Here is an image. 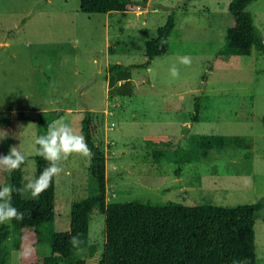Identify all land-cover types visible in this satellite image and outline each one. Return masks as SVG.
Segmentation results:
<instances>
[{
	"label": "rangeland",
	"instance_id": "rangeland-1",
	"mask_svg": "<svg viewBox=\"0 0 264 264\" xmlns=\"http://www.w3.org/2000/svg\"><path fill=\"white\" fill-rule=\"evenodd\" d=\"M230 1L145 0L134 11L85 15L79 0H0V137L7 154L15 147L25 156L23 199H37L25 188L35 179L37 119L61 110L57 121L80 134L89 111L94 143L106 158L107 204L231 209L262 200L254 232L257 264H264V56L255 50L246 57L188 54L190 44L223 41L232 25ZM246 11L264 38V0ZM171 12V52L147 69H132L128 79H104L113 65L145 63L144 43ZM197 99L201 110L193 124ZM155 136L172 142L156 145L149 139ZM201 136H237L245 148L203 151L199 162L187 164L153 156L160 149H192ZM89 163L79 153L57 162L55 218L46 227L52 233L68 230L72 202L97 195ZM4 224L8 239L0 264H20L18 233L12 222ZM47 229L39 255L49 251ZM103 243L104 215L94 209L80 259L97 264Z\"/></svg>",
	"mask_w": 264,
	"mask_h": 264
},
{
	"label": "trees",
	"instance_id": "trees-1",
	"mask_svg": "<svg viewBox=\"0 0 264 264\" xmlns=\"http://www.w3.org/2000/svg\"><path fill=\"white\" fill-rule=\"evenodd\" d=\"M255 1L231 0L228 12L232 25L223 41L190 44L188 54L246 57L255 50L264 56V38L246 11ZM144 5L145 0H79V10L85 15L125 13ZM175 23L176 14L171 12L163 26L157 29L156 37L144 43L145 63L128 67L113 65L105 72L104 79L115 82L128 79L132 69H147L154 58L168 55L171 52L169 38ZM206 76L204 74L202 79L206 80ZM200 110V99H197L191 117L193 124L198 123ZM61 113V110L50 111L38 118L40 129L37 136L45 134L48 124L57 121ZM95 133L93 116L85 111L80 134L91 150L89 173L97 183L98 193L92 198L71 203L69 228L64 232L52 233L46 228L53 225L55 218V176L48 187L37 195V199L28 201L22 197V164L10 174L0 165V187L8 185L14 189L11 203L24 213L22 219L11 221L19 237L20 264H87L80 259L79 252L87 245L89 219L94 209L104 215V243L97 264H257L254 225L262 200L231 209L215 205H152L137 200L107 204L106 158L94 143ZM149 139L156 145L172 142V139L164 136ZM242 148H245L244 140L237 136H201L192 149H177L168 153L160 149L155 150L153 156L187 164L199 162L203 151ZM0 155H7L1 137ZM34 160L36 179L49 162L37 153ZM45 228L49 251L39 255ZM72 237L78 238L77 244L71 242ZM7 239L8 227L0 223V254L5 251Z\"/></svg>",
	"mask_w": 264,
	"mask_h": 264
},
{
	"label": "clouds",
	"instance_id": "clouds-1",
	"mask_svg": "<svg viewBox=\"0 0 264 264\" xmlns=\"http://www.w3.org/2000/svg\"><path fill=\"white\" fill-rule=\"evenodd\" d=\"M182 63H189L185 57ZM172 75L178 74L175 67L171 69ZM35 152L49 162L48 167L44 168L41 174L34 180L28 182L25 188L33 196L38 195L48 187L50 180L59 174L62 169L57 162L72 153H79L85 156L91 155V150L82 134H77L67 123L53 121L48 124L45 134L38 135L34 141ZM25 161V156L15 147L11 148L7 155H0V165L10 174L13 170L20 168ZM14 189L8 185L0 187V223H11L13 219L20 220L24 213L20 212L11 203V193ZM74 245L78 243L77 237H72ZM239 264V262H234Z\"/></svg>",
	"mask_w": 264,
	"mask_h": 264
}]
</instances>
